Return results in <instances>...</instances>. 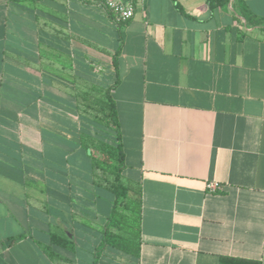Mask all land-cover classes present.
<instances>
[{"label":"crops","instance_id":"obj_1","mask_svg":"<svg viewBox=\"0 0 264 264\" xmlns=\"http://www.w3.org/2000/svg\"><path fill=\"white\" fill-rule=\"evenodd\" d=\"M243 1L264 17V0ZM133 2L116 76L93 38L121 44L104 0H0V264H80L81 244L93 264L101 249L113 202L81 145L88 120L74 96L90 52L111 61L108 87L119 80L140 252L107 246L98 264H264V29L234 0Z\"/></svg>","mask_w":264,"mask_h":264},{"label":"trees","instance_id":"obj_2","mask_svg":"<svg viewBox=\"0 0 264 264\" xmlns=\"http://www.w3.org/2000/svg\"><path fill=\"white\" fill-rule=\"evenodd\" d=\"M230 0H210L211 7H219L227 4ZM235 7L243 17L253 26H261L264 29V17L257 16L249 11L243 0H234ZM178 8L180 6L176 2ZM112 14V13H111ZM113 15V14H112ZM126 22L117 21L118 31L120 35L121 44L112 56V64L116 76L119 75L118 71V57L122 52L123 36L122 27ZM119 80L109 86L103 88L102 98L97 107H95L93 118L95 121L103 124L108 130L104 131L105 138L97 137L90 133L91 125L87 122V131H80V142L83 148L87 151L88 156L91 158L94 171L97 174L99 185L107 188L114 195L113 207L111 214L107 217L103 229V238L100 244V251L97 253V258L93 264L99 263L98 255L102 249L107 246L120 249L124 252L140 255L138 243V210L137 201L133 197L131 186L123 178V171L125 169L126 155L122 141V131L118 116L117 105L113 96V90L118 85ZM96 86V85H95ZM94 84L89 85V88L95 87ZM102 88V87H101ZM100 88V89H101ZM87 95V93H85ZM86 98H82L83 100ZM79 103H81L79 99ZM84 104V103H83ZM82 105V103H81ZM86 116V115H85ZM88 118V117H86ZM98 127L94 128L95 133L100 132ZM103 136V137H104ZM133 214V225L129 220V214ZM18 238L11 239L16 241ZM56 241L63 246H70L66 239L57 238ZM220 264H261L259 261L237 258V257H222Z\"/></svg>","mask_w":264,"mask_h":264},{"label":"rangeland","instance_id":"obj_3","mask_svg":"<svg viewBox=\"0 0 264 264\" xmlns=\"http://www.w3.org/2000/svg\"><path fill=\"white\" fill-rule=\"evenodd\" d=\"M112 21V20H110ZM112 26V30L115 31L114 29L117 28L118 30V26H115V23L112 21V24H110ZM85 32H89L91 33V26H85L84 28ZM122 31H124V27H122ZM97 32V36L93 37L94 40L100 44V47H102L103 50H106L104 52H106V54L110 53V56L112 57L116 48V38L115 35H112L111 38L109 37V32L106 31L105 33L103 31H95ZM104 45H103V44ZM85 44L87 45V48L89 49V47L91 48V37H89L87 39V41H85ZM89 46V47H88ZM112 49V50H111ZM115 49V50H114ZM66 62L67 64H69L68 62V57H66ZM87 61H85L84 63H79L82 67L81 72L84 73L87 77H81L82 79L79 80V82L76 83L77 85V94L75 93L74 96L77 97V99H80L81 103L78 104V108L75 110L76 112H78L77 114H79L81 117V119L85 120L86 118L88 120V123L91 125V130L90 133L93 135H97V137L100 138H105L104 131L108 130L103 124L95 121V119L93 118V114L94 113V108L97 107L96 105L99 104L100 99L102 98V93H103V88H108V84H111V80H112V76H111V72L112 71V64L111 61H109V59L105 58V57H101L99 58L98 56L94 55V59H91V52L89 53V55L86 57ZM111 64V65H110ZM91 76V80L89 79V77ZM92 78L94 80H92ZM95 82V83H93ZM94 84L95 87H91L89 88V85ZM102 87V88H101ZM101 88V89H100ZM87 93V95L85 94ZM86 96V98L83 100L84 102H82V98H84ZM84 103V104H83ZM86 115V116H85ZM87 123V122H86ZM83 126L86 127L85 123L82 124ZM98 127L97 129L100 131L96 134L94 128ZM104 136V137H103ZM125 150V149H124ZM131 168H134V163H131V161H128L126 159V163H125V169L124 170H130ZM126 181V180H125ZM128 182L129 186H131V188L136 189L137 188V183L136 181H126ZM104 193V196H106L108 199L110 198V202H113L114 199V195L109 191V190H102ZM103 204V203H102ZM129 220L130 224L132 223V225L135 223L133 222V214H129ZM131 225V226H132ZM80 239V238H79ZM81 240H86L91 242V238L87 237V238H83ZM77 248V258H79V263L80 264H91V262L94 260L93 254L91 253V247L89 246H85L83 244L78 246H75V249ZM119 255H123V253H119Z\"/></svg>","mask_w":264,"mask_h":264},{"label":"built area","instance_id":"obj_4","mask_svg":"<svg viewBox=\"0 0 264 264\" xmlns=\"http://www.w3.org/2000/svg\"><path fill=\"white\" fill-rule=\"evenodd\" d=\"M105 7L113 14L116 21L126 22L135 16L136 7L133 0H104ZM220 184L216 181L208 183L210 191H216Z\"/></svg>","mask_w":264,"mask_h":264}]
</instances>
